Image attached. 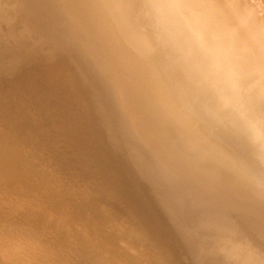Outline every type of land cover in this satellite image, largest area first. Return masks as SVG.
<instances>
[{
    "label": "bare ground",
    "instance_id": "obj_1",
    "mask_svg": "<svg viewBox=\"0 0 264 264\" xmlns=\"http://www.w3.org/2000/svg\"><path fill=\"white\" fill-rule=\"evenodd\" d=\"M153 3L0 0V264H221L228 233L264 257V140Z\"/></svg>",
    "mask_w": 264,
    "mask_h": 264
},
{
    "label": "clouds",
    "instance_id": "obj_2",
    "mask_svg": "<svg viewBox=\"0 0 264 264\" xmlns=\"http://www.w3.org/2000/svg\"><path fill=\"white\" fill-rule=\"evenodd\" d=\"M154 27L187 72L255 141L264 140V0H154Z\"/></svg>",
    "mask_w": 264,
    "mask_h": 264
},
{
    "label": "rangeland",
    "instance_id": "obj_3",
    "mask_svg": "<svg viewBox=\"0 0 264 264\" xmlns=\"http://www.w3.org/2000/svg\"><path fill=\"white\" fill-rule=\"evenodd\" d=\"M170 197L172 198V196ZM167 206L171 208L169 203H167ZM206 208H209V206H206ZM227 235V239H218L220 240L219 245L212 247L213 256L218 258L221 264H264V257L255 248L249 247L246 240L245 242L241 239L237 241L235 238L238 234L228 233ZM217 236L218 234H216Z\"/></svg>",
    "mask_w": 264,
    "mask_h": 264
}]
</instances>
